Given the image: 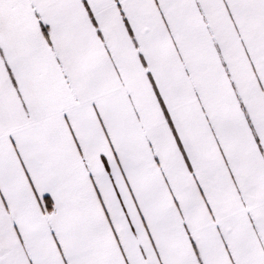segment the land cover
<instances>
[{
	"label": "snow or ice",
	"instance_id": "6c2138e0",
	"mask_svg": "<svg viewBox=\"0 0 264 264\" xmlns=\"http://www.w3.org/2000/svg\"><path fill=\"white\" fill-rule=\"evenodd\" d=\"M0 264H264V0H0Z\"/></svg>",
	"mask_w": 264,
	"mask_h": 264
}]
</instances>
